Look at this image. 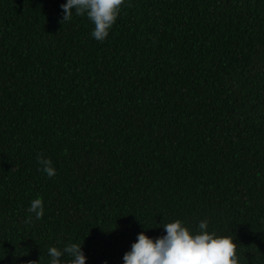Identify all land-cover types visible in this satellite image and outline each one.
<instances>
[{
	"label": "trees",
	"instance_id": "trees-1",
	"mask_svg": "<svg viewBox=\"0 0 264 264\" xmlns=\"http://www.w3.org/2000/svg\"><path fill=\"white\" fill-rule=\"evenodd\" d=\"M61 3L0 0V264H122L176 218L264 264V0H124L101 41Z\"/></svg>",
	"mask_w": 264,
	"mask_h": 264
},
{
	"label": "clouds",
	"instance_id": "clouds-1",
	"mask_svg": "<svg viewBox=\"0 0 264 264\" xmlns=\"http://www.w3.org/2000/svg\"><path fill=\"white\" fill-rule=\"evenodd\" d=\"M124 0H63L60 4L62 20L73 14L85 16L92 24L90 35L97 41L103 40L116 21ZM39 169L47 176L56 174L49 157L36 155ZM27 220L39 219L44 212L42 198L36 196L29 201ZM208 219H199L195 228H189L176 218L159 222L163 233L155 237L141 230L130 247L122 254V264H239L237 242L233 236L209 230ZM157 226V225H156ZM83 240L65 243L63 247L49 245L46 249L47 264H85ZM67 257V259H65ZM29 260L26 264H34ZM102 264H107L103 261Z\"/></svg>",
	"mask_w": 264,
	"mask_h": 264
}]
</instances>
